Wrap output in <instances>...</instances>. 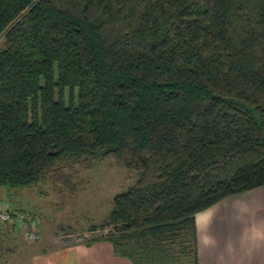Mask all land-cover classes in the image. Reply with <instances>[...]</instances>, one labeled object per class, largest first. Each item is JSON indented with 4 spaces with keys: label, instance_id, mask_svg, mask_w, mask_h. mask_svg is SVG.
I'll use <instances>...</instances> for the list:
<instances>
[{
    "label": "trees",
    "instance_id": "1",
    "mask_svg": "<svg viewBox=\"0 0 264 264\" xmlns=\"http://www.w3.org/2000/svg\"><path fill=\"white\" fill-rule=\"evenodd\" d=\"M106 158L137 178L86 244L194 260L195 214L264 186V0H0V187Z\"/></svg>",
    "mask_w": 264,
    "mask_h": 264
},
{
    "label": "crops",
    "instance_id": "2",
    "mask_svg": "<svg viewBox=\"0 0 264 264\" xmlns=\"http://www.w3.org/2000/svg\"><path fill=\"white\" fill-rule=\"evenodd\" d=\"M195 226L196 257L179 264H264V186L228 196L197 212ZM21 232L18 220L0 223V238L6 241L0 258L5 256L4 247L11 254L0 264H131L128 258L116 255L107 241L90 245L76 241L46 248L48 245L25 237L29 247L14 251L8 243L13 241L15 247ZM17 253L19 260L14 261Z\"/></svg>",
    "mask_w": 264,
    "mask_h": 264
},
{
    "label": "rangeland",
    "instance_id": "3",
    "mask_svg": "<svg viewBox=\"0 0 264 264\" xmlns=\"http://www.w3.org/2000/svg\"><path fill=\"white\" fill-rule=\"evenodd\" d=\"M59 170L64 176L58 179L51 175L29 186L0 187V211L21 210L31 214L41 232V238L34 243L48 245L46 248L85 242L100 235L101 230L90 232L89 227L108 215L114 196L127 190L137 178L135 170L120 167L111 158L77 163L72 167L67 165L66 169ZM16 237L15 247L13 241L8 243L11 249L29 247L23 234ZM3 246L6 241L0 238V249ZM6 251L4 247L3 259L11 255ZM17 254L12 257L14 261L19 260ZM3 259L0 258V262Z\"/></svg>",
    "mask_w": 264,
    "mask_h": 264
},
{
    "label": "built area",
    "instance_id": "4",
    "mask_svg": "<svg viewBox=\"0 0 264 264\" xmlns=\"http://www.w3.org/2000/svg\"><path fill=\"white\" fill-rule=\"evenodd\" d=\"M15 220L19 221L21 231L23 235L27 238V240L36 241L41 238V232L34 223L30 222L31 220L30 216H25L21 212L12 213L7 210L0 211V223L10 224Z\"/></svg>",
    "mask_w": 264,
    "mask_h": 264
}]
</instances>
